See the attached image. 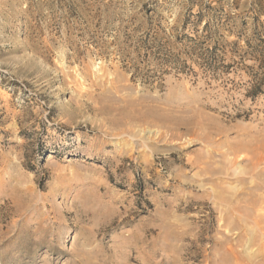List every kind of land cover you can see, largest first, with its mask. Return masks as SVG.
Listing matches in <instances>:
<instances>
[{
	"label": "rangeland",
	"instance_id": "1",
	"mask_svg": "<svg viewBox=\"0 0 264 264\" xmlns=\"http://www.w3.org/2000/svg\"><path fill=\"white\" fill-rule=\"evenodd\" d=\"M255 29L264 0H0V264H264Z\"/></svg>",
	"mask_w": 264,
	"mask_h": 264
},
{
	"label": "trees",
	"instance_id": "2",
	"mask_svg": "<svg viewBox=\"0 0 264 264\" xmlns=\"http://www.w3.org/2000/svg\"><path fill=\"white\" fill-rule=\"evenodd\" d=\"M197 17H199V21H201L204 17V14L200 12L198 13ZM221 23L222 21L220 18L215 19L212 23L210 21H206L204 25L206 34H204L202 40H197L193 37H187L188 41L195 45V48L192 52L196 54L194 56L200 58L202 60V65L215 74L221 67H229V65L223 64L221 58L222 55H219L221 46L218 43H215L213 47L208 45V42H215V40H217V37L220 34L219 28ZM234 44H236V42ZM243 55H251L260 63V71L258 70L253 73L254 79L249 90L251 96H256L261 92H264V39L262 38V35L259 34L257 29H255L253 32V38L247 40V49L244 51ZM183 63L185 64L186 61H183Z\"/></svg>",
	"mask_w": 264,
	"mask_h": 264
},
{
	"label": "bare ground",
	"instance_id": "3",
	"mask_svg": "<svg viewBox=\"0 0 264 264\" xmlns=\"http://www.w3.org/2000/svg\"><path fill=\"white\" fill-rule=\"evenodd\" d=\"M260 147L264 148V144L263 145L260 144ZM257 148H259L258 145H257ZM260 153H256L255 156L249 160V165L254 170L253 175L256 178L251 180V181H249L246 177L245 178L241 177V178L238 179L240 182H251V183H254L253 186L249 185V187L254 191V193H256L255 194L256 197L254 198V201H253L254 202L253 207L255 205L258 206L259 203H261L262 200L264 199V168L263 169L260 168V165H261L262 161H264L263 160L264 156L261 155ZM251 204H253V203H251ZM261 233H264V228L261 230ZM41 241H43V240L41 239Z\"/></svg>",
	"mask_w": 264,
	"mask_h": 264
},
{
	"label": "crops",
	"instance_id": "4",
	"mask_svg": "<svg viewBox=\"0 0 264 264\" xmlns=\"http://www.w3.org/2000/svg\"><path fill=\"white\" fill-rule=\"evenodd\" d=\"M164 214H169L170 210H164L163 211ZM166 226L168 227V236L172 237V235L175 236V238L177 237H181L182 233H178L176 230H178V223H175L172 221V218H170L169 220H167Z\"/></svg>",
	"mask_w": 264,
	"mask_h": 264
}]
</instances>
